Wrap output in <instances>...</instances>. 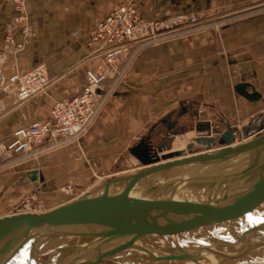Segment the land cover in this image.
<instances>
[{"label":"crops","instance_id":"obj_1","mask_svg":"<svg viewBox=\"0 0 264 264\" xmlns=\"http://www.w3.org/2000/svg\"><path fill=\"white\" fill-rule=\"evenodd\" d=\"M122 1H134L142 16L148 20L170 18L187 12L203 15L202 22L224 19L219 27L210 23L190 35L143 48L134 55L130 66L119 79L116 72L110 73L102 82L101 89L111 90L110 94L114 95V99H122L117 105L122 103L125 108L127 105H139L140 113L145 114L165 112L164 118L178 110L180 104H186V98L197 94L209 99L207 106L221 107H218L219 112L230 122L226 113L232 111L230 108L233 100L230 98L232 93H237L235 85L240 82H249L253 88L249 87L248 90L258 91L261 97L251 101L239 93L238 96L244 97L253 107L263 103L264 0H28L27 9L34 38L20 56L7 53L3 47L2 37L16 12L8 0H0V192L8 188L10 181L9 166L4 160L9 157L6 145L11 138V130L34 119L46 117L49 111L42 112L40 107L48 98L55 101L76 93L83 85L85 71L89 67L98 71L107 67L102 55L92 54L89 46L90 32L98 20ZM17 37L21 38V34L18 33ZM137 46L136 42L130 43L126 53L132 54ZM122 59L127 60L125 56ZM40 63L46 65L50 74L48 90L19 103L15 87L8 80V74L15 68ZM176 99L182 100L178 101L177 107L167 110ZM108 103L111 106L115 101L109 100ZM106 106L96 123L106 113ZM114 107L116 105L112 107V111L116 109ZM190 110L187 109L178 121V126L187 123L192 112ZM132 111L136 113L137 109L135 112V109L128 108L125 113ZM146 117L147 115L142 114L139 119L142 121ZM163 118L159 123H162ZM209 124L210 131L198 135H214L211 121ZM202 125L207 126V121ZM261 132H264V128L255 132L251 138ZM198 135L195 127L186 133L189 138ZM85 141L86 134L77 141L46 150L16 164L13 167L14 181L27 176L34 185H38L37 181L48 183L52 178H46L44 166L51 171H63L69 165L64 164L66 155H62V152L74 151L78 146L85 147ZM57 150L59 152L52 154ZM53 164L58 166H52ZM84 164L87 167L90 165L86 161ZM64 171L61 179L65 177L66 169ZM33 172L42 174L41 180L35 179ZM221 254L224 255L219 264H256L255 262L264 261L260 257L264 252L244 255L235 260L230 252L219 249L202 254L200 257L204 259L198 261V264H218L215 259L219 260L217 256ZM171 263L176 264L165 262Z\"/></svg>","mask_w":264,"mask_h":264},{"label":"water","instance_id":"obj_2","mask_svg":"<svg viewBox=\"0 0 264 264\" xmlns=\"http://www.w3.org/2000/svg\"><path fill=\"white\" fill-rule=\"evenodd\" d=\"M249 87L253 88L249 82H240L235 91L248 100L259 99L261 94ZM233 140L229 126L219 147L167 162L155 161L152 155L138 157L149 166L111 178L43 212L1 216L0 264H35L46 240L66 234H83L93 240L71 247V253L56 264H100L124 252L151 249L153 239L182 233L262 229L264 132L234 146ZM198 143L216 144L213 138H200ZM198 166L212 167L220 177L178 187L162 183L169 173L195 178L198 172L189 171ZM226 173L230 174L223 176ZM33 174L38 179L37 172ZM157 259L169 262L158 256L146 264Z\"/></svg>","mask_w":264,"mask_h":264},{"label":"rangeland","instance_id":"obj_3","mask_svg":"<svg viewBox=\"0 0 264 264\" xmlns=\"http://www.w3.org/2000/svg\"><path fill=\"white\" fill-rule=\"evenodd\" d=\"M118 3H123V1ZM200 16L203 20L204 16ZM223 19L224 18L213 20V22L207 24L209 25L212 23L211 25L214 27H219ZM47 90L48 88L46 91ZM232 94L230 98L233 100V106L230 108L232 111L226 113L230 122L219 112V106L211 108L206 105L209 103V99L197 96V94L186 98L187 103H193V108L190 110L192 112H189L190 117L187 123H185V126L177 130V132L195 123L197 124L196 127L198 130L196 131L198 135L200 132H206L199 129V124L209 120L207 123L210 125L209 122L211 121L213 131L217 129L226 131L230 126L234 134L233 141L238 144L252 139L251 137L255 135V132L264 128V101L258 107H253L244 97L238 96L237 93ZM182 99H176V102H173V106L167 108V110L177 107L179 104L178 101ZM109 100H112V102L115 101V103L109 106ZM120 100L122 99H114V95H109L106 104V113L103 115L102 119L97 123L95 122L86 133L85 147L78 146L74 151L62 152V155H66L64 157L66 158L64 164L66 163L69 165L65 168L66 174L62 179L61 174L64 175L65 169L63 171L52 169L51 171L46 168L47 166H44L46 178H52L49 179L48 183H40L37 181L38 185H34L32 180L27 176H24L25 178H18L14 181L15 171L13 167L18 163L27 161L26 159L31 156L26 157L8 153L9 157L4 161L9 166V173H7L9 174L8 178L10 181L8 183V188L0 192V216L24 211H45L60 203L73 199L86 190L96 187L111 178L130 174L146 168L133 154L131 148L144 135L150 136L151 144L154 148L167 145L166 143L168 142H164V136L167 130L163 123H159V120L163 118L165 112L140 113L141 110L139 105L135 107L134 105L133 107L132 105L130 107L127 105L125 108V106H122V103L118 104L119 106L117 105ZM53 101L52 98H48L47 101L41 105L40 110L42 112L50 111ZM115 105L116 107L114 108L116 109L113 108L114 110L112 111V107ZM128 108L135 109V112L137 109V112L134 113L132 111L130 113H125ZM219 109H221V107H219ZM142 114L143 116L147 115V117L141 121L139 116ZM194 127H192L190 131L194 130ZM14 130L15 129H12L11 131L13 132ZM192 140L193 138H189L186 134L178 135L174 141L178 142L168 144V148H166L165 151L172 150L175 146L185 145L184 147L188 148ZM215 142V145L199 143L195 146V149L189 150L188 152L186 151L184 154L198 153L222 145L219 143V138ZM56 152H59V150L53 151L52 154ZM177 157L180 156L168 157L162 161L174 160V158ZM84 161L88 162L90 165L87 167ZM52 166L56 167L58 165L53 164ZM19 172L21 171L19 170ZM13 182L16 183L13 185ZM46 254L45 252L38 255V262L36 261V263L46 262L48 258L52 256V254ZM146 261L147 258L140 255L123 254L105 259L100 264H145ZM20 262L25 263L23 261ZM259 264L263 263L259 262Z\"/></svg>","mask_w":264,"mask_h":264},{"label":"built area","instance_id":"obj_4","mask_svg":"<svg viewBox=\"0 0 264 264\" xmlns=\"http://www.w3.org/2000/svg\"><path fill=\"white\" fill-rule=\"evenodd\" d=\"M28 0H8L16 14L2 37L9 54L20 56L31 44L34 31L30 25ZM196 12H187L165 19H145L134 1L118 3L90 32L92 54L102 55L106 68L89 67L85 81L71 96L53 102L49 114L17 127L6 145L10 154L35 156L62 144L77 141L93 126L108 102L111 90H102L107 76L116 72L119 79L140 50L147 46L190 35L208 26ZM21 34V38L17 34ZM138 43L132 54L126 53L130 43ZM122 56L127 58L123 61ZM16 98L24 103L46 91L51 83L45 64L15 68L9 76Z\"/></svg>","mask_w":264,"mask_h":264},{"label":"bare ground","instance_id":"obj_5","mask_svg":"<svg viewBox=\"0 0 264 264\" xmlns=\"http://www.w3.org/2000/svg\"><path fill=\"white\" fill-rule=\"evenodd\" d=\"M11 72L12 70L10 71V73ZM8 75L10 76V74ZM9 76H8V80H9ZM202 127L201 128L199 127L201 131H206V132L210 131V125H207V126L202 125ZM195 128L196 130H198L197 127ZM214 133L215 134L211 136L200 134L197 137L193 138L192 141L197 144H199L198 139L200 138H213V141H214V136L217 135L216 131H214ZM224 133L222 134V136L224 135ZM188 135H191V133H189ZM177 142L178 141L174 143H177ZM236 144L238 143L233 142L232 146ZM184 146H175L174 149L168 150V151H165V149L168 148V145L156 148L153 150L152 158L155 161L165 162L162 160L168 157L163 158V156L168 155L170 153H173L174 156H180V157L174 158V160L180 159L186 156H190L191 154L190 155L184 154L186 151H189L188 148ZM188 147L190 148L191 146H188ZM155 151L159 152L158 153L159 157L156 155ZM144 166L148 167L149 165H144ZM211 170H212V167H209V166L193 167L190 169L189 172L197 171L198 176L195 178H189L187 176H184L178 173H174V174L169 173L167 176H165L162 179V183L168 184L170 186L178 187V186L194 184V183L202 182V181L216 180L217 178L220 177V173L218 171H211ZM228 174L230 173H226L223 176L228 175ZM41 175L42 174L38 173L39 180H41ZM39 212H43V211H39ZM6 215H10V214H6ZM1 216H5V215H1ZM92 240H93L92 237L85 236L83 234H79V235L66 234V235H61L58 237L50 238L45 241V243L39 249L37 255H40L46 252L47 254H52V256H50L46 262H39V263L35 262V264H56L62 259L66 258L71 253V250H70L71 247L77 248L80 245H84V244L91 242ZM150 244L152 246L151 249H140V250H135V251H129V252L121 253L119 255L136 254V255H140V256L147 258V260H149L150 258L158 257V256H164L166 261L174 262L176 264H182V263L198 264V261H194L195 258L200 257L205 252H208V251L214 252L216 250L222 249V250H226L230 252L233 255V258L237 260L238 258L244 255L247 256V255H253L256 252H264V225L262 229H256V230L233 229V230L226 231L224 229H216V230H211V231L182 233V234H178V235H174L170 237L153 239L150 242ZM253 244L255 245L253 246ZM213 255H215V253ZM222 255L224 254L217 256L219 260L215 259L218 262V264L220 263V259H223ZM260 257L264 258V255H260ZM158 263H165V261H160L159 259H157L152 264H158ZM199 263L201 264V262ZM206 263L211 264L209 262H206ZM206 263L203 262L202 264H206ZM255 263L258 264L259 262L258 263L255 262ZM261 263L264 264V261ZM17 264H25V263L19 262ZM234 264L236 263L234 262Z\"/></svg>","mask_w":264,"mask_h":264},{"label":"flooded vegetation","instance_id":"obj_6","mask_svg":"<svg viewBox=\"0 0 264 264\" xmlns=\"http://www.w3.org/2000/svg\"><path fill=\"white\" fill-rule=\"evenodd\" d=\"M189 108L190 109L193 108V103H186V104L182 103L180 107L178 108V110H176L174 113L168 114L167 116L163 118L162 123L167 130L166 135L164 136L165 137L164 142H168L166 143L167 145L173 143L178 135L186 134L192 129V127L194 126L196 127L197 124L194 123L190 127H187L183 129L182 131L177 132V130H180V128L185 126V124H180L178 126L177 123L183 117L187 109ZM201 125L202 124H199V126ZM215 131L217 135L214 136V142L217 141L218 138L220 139L222 134L225 132L223 129H217ZM150 139L151 138L149 135H144L134 144V146L132 147V152H135V155L137 156V158L140 157L141 159H147L153 154V150L156 148H154V146L151 144ZM196 145L197 143H194L193 141H191L190 144L188 145L191 147L190 148L188 147V150L195 149ZM155 153L158 156L159 152L155 151Z\"/></svg>","mask_w":264,"mask_h":264}]
</instances>
